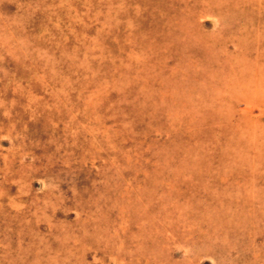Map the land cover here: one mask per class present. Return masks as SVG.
Returning a JSON list of instances; mask_svg holds the SVG:
<instances>
[{
    "label": "rangeland",
    "instance_id": "rangeland-1",
    "mask_svg": "<svg viewBox=\"0 0 264 264\" xmlns=\"http://www.w3.org/2000/svg\"><path fill=\"white\" fill-rule=\"evenodd\" d=\"M0 264H264V0H0Z\"/></svg>",
    "mask_w": 264,
    "mask_h": 264
}]
</instances>
